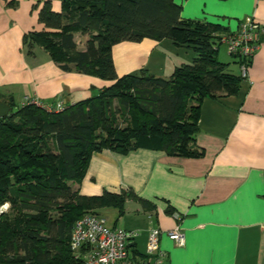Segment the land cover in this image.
<instances>
[{
    "label": "trees",
    "instance_id": "obj_1",
    "mask_svg": "<svg viewBox=\"0 0 264 264\" xmlns=\"http://www.w3.org/2000/svg\"><path fill=\"white\" fill-rule=\"evenodd\" d=\"M40 2L33 8L43 29L23 35L27 53L38 46L64 71L111 84L59 111L8 103L9 114L0 118V207L7 205L0 212V264H79L69 242L80 216L104 207L121 215L127 199L153 208L131 188L79 194L74 185L93 153L141 148L199 158L203 150L195 135L202 100L236 95L244 80L218 59L219 34L228 29L181 18L175 0H60L59 12L50 0ZM76 34L87 37L82 50ZM144 38L189 46L194 57L168 77L143 69L118 76L112 47ZM231 57L238 66L245 61ZM246 62L250 66L252 58Z\"/></svg>",
    "mask_w": 264,
    "mask_h": 264
},
{
    "label": "crops",
    "instance_id": "obj_2",
    "mask_svg": "<svg viewBox=\"0 0 264 264\" xmlns=\"http://www.w3.org/2000/svg\"><path fill=\"white\" fill-rule=\"evenodd\" d=\"M13 1L15 6L0 0V101L22 105L61 99L72 104L111 84L64 71L38 46L27 53L23 35L43 29L33 8L43 0ZM50 2L59 12L60 0ZM175 2L181 5V18L219 24L227 31L246 18L264 25V0ZM77 45L84 48L83 42ZM193 57L191 47L169 39L122 41L112 47L118 76L143 69L168 77ZM195 144L203 150L199 158L141 148L126 154L95 152L74 187L88 196L131 188L153 204L147 209L127 199L121 215L113 207L96 211L109 226L136 232L131 241L135 259L146 258L147 235L157 227L164 256L155 264H264V33L238 93L202 100ZM177 225L182 246L165 233Z\"/></svg>",
    "mask_w": 264,
    "mask_h": 264
},
{
    "label": "built area",
    "instance_id": "obj_3",
    "mask_svg": "<svg viewBox=\"0 0 264 264\" xmlns=\"http://www.w3.org/2000/svg\"><path fill=\"white\" fill-rule=\"evenodd\" d=\"M263 33V24L253 18H246L239 22L235 30L219 34V41L226 46L229 56L245 59L239 64V71L244 79L249 67L246 60L253 57ZM26 103H34L48 112L59 111L64 107L61 99H57L53 104L37 99ZM4 208L0 207L3 210ZM160 233L161 229L157 227L150 229L146 241V258L138 260L131 254L129 246L136 232L111 227L102 215L86 212L74 222L69 246L79 264H155L164 256L159 247ZM165 233L177 245L184 244V235L178 225L166 230Z\"/></svg>",
    "mask_w": 264,
    "mask_h": 264
},
{
    "label": "rangeland",
    "instance_id": "obj_4",
    "mask_svg": "<svg viewBox=\"0 0 264 264\" xmlns=\"http://www.w3.org/2000/svg\"><path fill=\"white\" fill-rule=\"evenodd\" d=\"M86 38L87 37L85 35L76 34L75 41L78 44H81V42H83V44H84ZM218 59L220 61H223V62H226V63L227 62L230 63L229 67H228V71L229 72H232V73H235V74L239 73V66L232 62V60H233L232 57L228 55L227 50H226V46L224 44H222V43L219 45ZM45 103H52L53 104L54 102L49 101V102H45Z\"/></svg>",
    "mask_w": 264,
    "mask_h": 264
},
{
    "label": "water",
    "instance_id": "obj_5",
    "mask_svg": "<svg viewBox=\"0 0 264 264\" xmlns=\"http://www.w3.org/2000/svg\"><path fill=\"white\" fill-rule=\"evenodd\" d=\"M10 112V106L7 105L5 102L0 101V118L6 117ZM133 243H129V246H132Z\"/></svg>",
    "mask_w": 264,
    "mask_h": 264
},
{
    "label": "clouds",
    "instance_id": "obj_6",
    "mask_svg": "<svg viewBox=\"0 0 264 264\" xmlns=\"http://www.w3.org/2000/svg\"><path fill=\"white\" fill-rule=\"evenodd\" d=\"M5 208L7 207V205L4 206ZM0 210H3V209H0Z\"/></svg>",
    "mask_w": 264,
    "mask_h": 264
}]
</instances>
